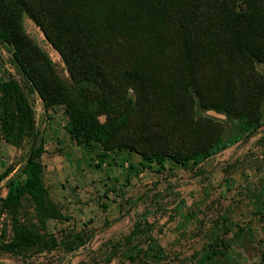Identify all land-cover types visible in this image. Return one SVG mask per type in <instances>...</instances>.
Masks as SVG:
<instances>
[{
	"label": "trees",
	"instance_id": "trees-1",
	"mask_svg": "<svg viewBox=\"0 0 264 264\" xmlns=\"http://www.w3.org/2000/svg\"><path fill=\"white\" fill-rule=\"evenodd\" d=\"M25 17L59 52L69 80L29 35ZM0 43L12 47L24 83L0 82V132L16 146L31 141L22 170L0 195L13 214L2 252L26 255L59 245L18 218L25 202L41 209L42 223L50 215L42 137L26 89L46 109L64 107L65 127L80 145L98 147L103 157L133 152L143 166L160 170L167 161L200 164L264 125V0H0ZM210 111L238 120V132L225 136L226 121ZM11 171L0 173V181ZM259 208L263 213L264 202ZM83 241L78 234L65 244L71 251ZM210 246L204 264L217 258L214 264H230L222 259L229 244Z\"/></svg>",
	"mask_w": 264,
	"mask_h": 264
},
{
	"label": "rangeland",
	"instance_id": "rangeland-1",
	"mask_svg": "<svg viewBox=\"0 0 264 264\" xmlns=\"http://www.w3.org/2000/svg\"><path fill=\"white\" fill-rule=\"evenodd\" d=\"M25 27L69 80L61 55L40 27L29 17ZM12 50L0 43V82L13 78L24 86ZM259 68L264 70V64ZM26 91L42 137L50 215L42 223L41 209L25 202L18 218L52 234L59 245L26 255L0 251V264H204L210 243L220 240L229 244L222 259L230 264H264V212L259 208L264 202V125L200 164L182 167L167 161L160 170L143 166L133 152L103 157L98 147L85 148L68 133L63 106L46 109L36 92ZM209 114L226 121L225 136L238 132V120ZM30 143L16 146L0 132V173L12 169L0 181L1 196L8 179L26 163ZM12 222L13 214L0 205V239L11 234ZM78 234L84 243L69 251L65 242Z\"/></svg>",
	"mask_w": 264,
	"mask_h": 264
}]
</instances>
